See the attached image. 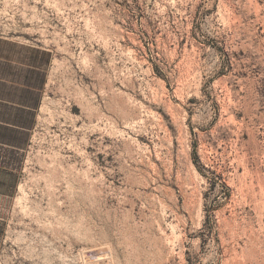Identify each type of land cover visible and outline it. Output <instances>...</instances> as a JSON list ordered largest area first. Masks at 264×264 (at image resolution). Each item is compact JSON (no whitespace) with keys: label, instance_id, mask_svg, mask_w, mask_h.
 <instances>
[{"label":"rangeland","instance_id":"1","mask_svg":"<svg viewBox=\"0 0 264 264\" xmlns=\"http://www.w3.org/2000/svg\"><path fill=\"white\" fill-rule=\"evenodd\" d=\"M9 57L0 264H264V0H0Z\"/></svg>","mask_w":264,"mask_h":264},{"label":"crops","instance_id":"2","mask_svg":"<svg viewBox=\"0 0 264 264\" xmlns=\"http://www.w3.org/2000/svg\"><path fill=\"white\" fill-rule=\"evenodd\" d=\"M3 61L6 64L0 63V202L15 190L22 172L24 145L37 110V102L33 105V74L26 73L21 81L22 69L15 66L21 65L20 61L10 57Z\"/></svg>","mask_w":264,"mask_h":264},{"label":"bare ground","instance_id":"3","mask_svg":"<svg viewBox=\"0 0 264 264\" xmlns=\"http://www.w3.org/2000/svg\"><path fill=\"white\" fill-rule=\"evenodd\" d=\"M69 102H70L69 103V108H68L69 113L77 112L78 109H80V106L79 105H76L77 104L76 101H72L71 98H69ZM80 113H81V118L84 119L85 121L90 119V116L88 115L87 111L83 110L82 108H81V112Z\"/></svg>","mask_w":264,"mask_h":264}]
</instances>
